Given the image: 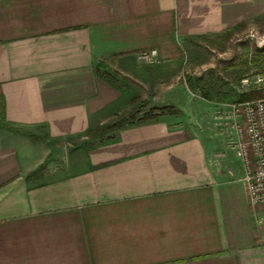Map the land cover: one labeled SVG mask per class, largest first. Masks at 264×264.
<instances>
[{"label": "crops", "instance_id": "1", "mask_svg": "<svg viewBox=\"0 0 264 264\" xmlns=\"http://www.w3.org/2000/svg\"><path fill=\"white\" fill-rule=\"evenodd\" d=\"M255 19L264 0H0V264H264L229 104L226 142L162 118L60 155L120 100L97 69Z\"/></svg>", "mask_w": 264, "mask_h": 264}, {"label": "rangeland", "instance_id": "2", "mask_svg": "<svg viewBox=\"0 0 264 264\" xmlns=\"http://www.w3.org/2000/svg\"><path fill=\"white\" fill-rule=\"evenodd\" d=\"M182 46L181 58L167 68L142 62L140 54L136 55L140 65L134 70L120 71L112 61L103 66L98 74L118 90L120 100L100 114L91 128L117 121L126 127L168 118L226 142L217 129L227 126V120L216 123L214 110L219 104L238 102L243 76L264 74V20L255 19L225 35L191 39ZM88 131L61 141V162L114 140L119 132L111 130L93 138Z\"/></svg>", "mask_w": 264, "mask_h": 264}, {"label": "built area", "instance_id": "3", "mask_svg": "<svg viewBox=\"0 0 264 264\" xmlns=\"http://www.w3.org/2000/svg\"><path fill=\"white\" fill-rule=\"evenodd\" d=\"M139 60L148 64L159 61L151 52H140ZM242 93L257 91L261 98L229 104V127L233 132V150L243 165L240 182L247 188L254 210L264 207V74L245 75L239 81ZM264 224V213L257 219Z\"/></svg>", "mask_w": 264, "mask_h": 264}, {"label": "trees", "instance_id": "4", "mask_svg": "<svg viewBox=\"0 0 264 264\" xmlns=\"http://www.w3.org/2000/svg\"><path fill=\"white\" fill-rule=\"evenodd\" d=\"M225 34H227V32H225L224 35ZM97 72L100 73V69H97ZM241 94L242 95H240L238 102L252 101V100H255V99L262 97V94L260 92H257V91H249V92H245V93H241ZM255 94H257V95L254 96ZM121 128H124V123L121 121H117V122L111 123L110 125L103 127V128L99 127L96 129H92V130L88 131V135L94 134V135H92L93 138H100L102 136V134L111 132V130H119Z\"/></svg>", "mask_w": 264, "mask_h": 264}]
</instances>
